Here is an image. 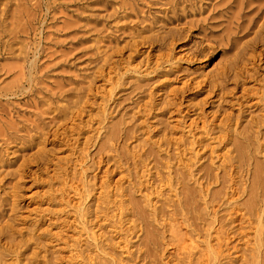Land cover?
<instances>
[{"label":"bare ground","instance_id":"obj_1","mask_svg":"<svg viewBox=\"0 0 264 264\" xmlns=\"http://www.w3.org/2000/svg\"><path fill=\"white\" fill-rule=\"evenodd\" d=\"M139 1L146 7L142 10L143 16L138 15ZM113 3L116 6L108 16L118 23L131 16L143 23L138 30V23L130 20V34L135 53L141 50L137 47L139 42L146 44L149 51L140 52L146 53L147 60L153 56L149 52L156 43L163 50L161 57L170 62L173 45L192 30L203 34L192 52L209 54L203 52L202 46L207 39V50L214 53V34L228 29L233 20L236 31L242 29L241 14L245 19L250 18L254 26L264 27V0H219L207 8L198 0ZM155 4L159 7L154 8ZM236 7L238 11L234 14L232 10ZM123 8L129 11L122 14ZM6 14L4 3L0 12V55L12 49L13 42L3 37L17 21L13 13L5 22ZM116 28L120 31L123 27ZM151 63L152 59L143 70ZM250 64L243 72L235 68L234 62L216 67L204 86L199 81H190L201 87L200 91H207L198 105L215 102V119L203 120L201 113L192 108L191 116L195 117L186 124V113L182 114L180 107L173 111L168 108L178 105L172 99L176 89L171 90L170 99L161 102L167 105L165 110L145 117L153 105L154 90L159 87L155 83L136 101L138 111L133 116L137 125L123 121L106 123L101 128L100 147L111 152L107 160L112 162L104 170L107 179L98 183L96 193L90 195L86 176L81 186L73 187L75 202L70 204L66 200L65 205L72 211H68L64 226L72 228L75 236L67 264H264V52L254 54ZM7 77L4 72L0 73V84ZM189 79L178 89L188 84ZM22 92H26L24 84L0 87L3 143L23 139L18 135L19 127L1 104L5 96ZM58 109L63 110V106ZM175 110L178 119L174 118L172 125ZM154 118L159 119L155 122ZM33 127L37 125L33 123ZM194 127L202 129V136L197 137L195 133L189 139L186 133ZM132 138L139 141L127 149ZM216 150L218 154L212 155ZM122 164H127L125 173L121 169L118 171L121 175L113 179L112 170L117 172ZM24 172L25 169H20V178H24ZM8 217L0 223V264H8L10 258L9 264H22L27 240H15L17 229L10 221L11 215ZM107 226L117 232L119 240L113 241L114 235L105 236L103 229ZM40 238L39 234L34 237L37 246ZM46 251V248L38 251L41 263L27 257L24 264H56L57 257L48 256Z\"/></svg>","mask_w":264,"mask_h":264},{"label":"rangeland","instance_id":"obj_2","mask_svg":"<svg viewBox=\"0 0 264 264\" xmlns=\"http://www.w3.org/2000/svg\"><path fill=\"white\" fill-rule=\"evenodd\" d=\"M114 1L120 0H0V12L6 3L5 22L13 13L17 16L16 23L9 26L11 32L3 37V40L10 38L13 44L10 52L0 55V73L8 75L0 87L24 84L26 90L5 96L1 101L23 139H10L7 143L0 140V159L3 160L0 162V223L11 215L10 221L17 229L14 235H20L15 240H27L22 264L27 257L41 263L38 251L43 248L48 249V256L57 257L56 264L69 261L67 257L75 244V236L72 228L64 226L70 210L65 205L66 200L70 204L75 202L77 196L73 187L81 186L86 176L90 195L97 192L100 181L107 179L104 170L112 162L107 160L111 152L100 147V131L106 123L125 121L127 125H137L136 101L155 83L159 87L154 90L153 105L145 117L165 110L167 105L161 102L170 99L171 90L176 89L172 99L178 105L168 108L173 111L180 107L182 114L186 113V124L195 117L191 116L192 108L201 113L203 120L215 119V102L198 105L207 91H200L201 87L190 81H199L204 86L216 67L229 62H234L235 68L243 72L251 66L254 54L264 52V27L254 26L250 18L245 19L241 14L242 29L236 31L233 20L228 29L214 34V53L207 50V39L202 46L203 52L209 54L192 52L194 44L203 37L192 30L173 45L170 62L166 63L165 57H161L163 50L156 43L149 52L153 56L147 60L146 53H141L149 51L146 44L139 42L137 47L141 50L135 53L130 34L131 21L138 23V30L143 23L133 16L122 18L120 23L108 16L116 6ZM218 1L198 0L205 8ZM137 4L138 15L143 16L145 4L142 1ZM126 11L129 9L123 8L122 14ZM237 11L238 7L232 13ZM117 25L123 28L119 31ZM151 59L153 63L143 70ZM167 71L168 74L158 76ZM188 77L191 79L188 84L178 89ZM59 106H63V110L59 111ZM174 112L172 125L174 118L178 119L176 110ZM154 119L156 122L159 118ZM196 125L199 127L201 122ZM191 134L202 136V129L194 127L186 133L189 139ZM137 141L130 139L127 149ZM216 154L217 150L212 153ZM126 166L118 168L117 172L113 169L112 178H118L121 175L118 171H124ZM20 169H25L24 178H20ZM113 230L107 226L103 232L106 237L114 235L113 241L119 240ZM38 234L41 235L40 247L34 240ZM11 261L12 258L7 263Z\"/></svg>","mask_w":264,"mask_h":264}]
</instances>
